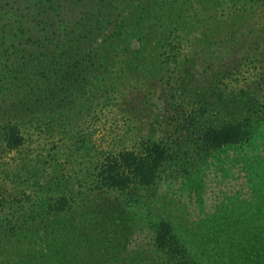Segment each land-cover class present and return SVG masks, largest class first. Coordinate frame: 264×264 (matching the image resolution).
Masks as SVG:
<instances>
[{
    "label": "trees",
    "instance_id": "1",
    "mask_svg": "<svg viewBox=\"0 0 264 264\" xmlns=\"http://www.w3.org/2000/svg\"><path fill=\"white\" fill-rule=\"evenodd\" d=\"M5 1L0 0V7ZM30 1L39 7L31 12L32 18L45 10L41 7L45 4L50 11L54 7L57 8L54 13L63 15L57 22L70 25L65 33L53 30L60 27L40 31L34 24L31 28L0 26V141L10 149L23 145V135L31 128H73L89 109L86 108L90 92L96 93L105 83L107 93L119 80L126 81L130 76L169 71L172 62L160 61V67L156 65L158 53L163 49L171 52L172 42L191 34L189 27H174V24L185 25L179 22L182 13L175 9L185 12L192 0H172L171 11L156 15L154 27L143 26L152 19V9L168 0H92L91 11L84 13L82 21L77 18L80 22L75 24L70 17L75 1L70 3L67 13L63 0ZM209 1L219 10L223 6L232 7L243 15L264 6V0ZM122 4L126 5V14L116 12ZM221 25H226L228 37H236L231 29L233 21L219 20L218 27ZM203 39L207 41L206 33ZM257 40L264 42V37L261 35ZM178 62L174 60V64ZM262 85L241 90L230 103L231 108L211 105V110H216L215 119L201 117L197 143H201L203 152L198 156L204 163L219 160L230 149L246 151L264 142ZM213 95L217 97L215 91ZM184 158L182 151L170 152L164 144L152 142L144 153L109 154L98 165L97 174L90 173L89 179L93 177L88 190L73 187L64 179L48 181L49 186H42L37 198L24 209L10 214H3L0 209V264H86L85 260L100 254V248L110 245L104 242V235L114 233L116 215L103 221H97L94 215L117 211L111 205L105 209L97 206L92 195H113L124 205L145 200L151 193L153 197L166 166L192 165L184 164L191 162ZM251 184L255 191H260L258 184L254 181ZM261 204L250 219L255 222L247 224V229L235 232L236 227L244 225L234 223L223 228L224 231L220 228L221 237L212 227L196 237V244L173 221L156 212L152 222L145 219L153 244V256L145 264H264V199ZM118 207L123 215H139L136 209L131 211L119 204ZM133 216L129 226H140ZM210 235L218 236L214 241H218L219 250L208 248L214 253L201 251L209 246L206 238ZM220 237H226L228 244L219 241ZM130 260V264L145 262Z\"/></svg>",
    "mask_w": 264,
    "mask_h": 264
},
{
    "label": "rangeland",
    "instance_id": "2",
    "mask_svg": "<svg viewBox=\"0 0 264 264\" xmlns=\"http://www.w3.org/2000/svg\"><path fill=\"white\" fill-rule=\"evenodd\" d=\"M200 1H190L185 12L175 9L182 13L179 22L185 25L174 24V27H189L191 34L172 42L171 52L163 49L158 53L156 65L160 67V61L172 62L169 71L130 76L126 81L119 80L107 93L105 83L96 93L90 92L86 108L89 109L73 128H31L23 135V145L16 149L0 141V209L3 214L24 209L37 198L42 186H49L50 180L64 179L73 187L88 190L93 177L89 179L90 173L97 174L98 165L109 154L144 153L148 144L158 142L170 152L182 151L184 159H191L183 163L192 165L166 166L158 191L145 200L124 205L113 195L93 194L97 206L105 209L106 205H111L117 211L94 215L97 221L116 215L114 233L104 235V242L110 244L111 250L100 248V254L85 260L86 264H112L113 261L130 264L133 258L145 260L142 263L145 264L151 260L152 236L145 219L152 222L158 211L185 231L194 244L196 237L203 236L212 227L222 237L220 228L224 231L223 228L234 223L244 225L235 228L238 232L255 222L250 219L264 199V142L246 151L230 149L219 160L204 163L198 156L203 151L197 141L202 129L201 117L215 119L216 110H211V105L230 107L241 90L264 83V42L257 40L261 35L264 37V6L252 8L243 15L232 7L223 6L219 10L213 1ZM71 2L75 4L70 13L71 23H79L84 13L91 11L92 0H63L65 13ZM171 3L172 0L166 4L163 1L152 9V19L143 27H154L155 16L169 13ZM41 7L45 10L32 18L31 12L39 8L32 1L6 0L0 7V26L31 28L34 24L40 31L60 27L53 30L65 33L70 24L63 26L57 22L63 17L54 13L57 8L50 11L45 4ZM125 7V4L118 6L116 12L126 14ZM219 20L233 21L231 29L236 37H228L226 25L218 27ZM205 33L207 41L203 39ZM176 59L179 62L174 64ZM96 95L99 96L94 98ZM251 181L258 184L260 191L253 189ZM116 201L126 209H136L139 215H123ZM131 216L140 226H129V221L133 222ZM221 237L219 241L228 244V239ZM217 238L216 235L206 238L209 246L201 251L214 253L208 249L210 247L219 250L218 241H214Z\"/></svg>",
    "mask_w": 264,
    "mask_h": 264
}]
</instances>
